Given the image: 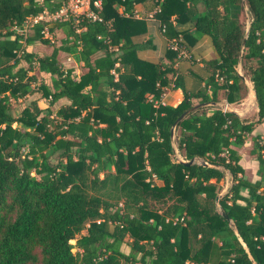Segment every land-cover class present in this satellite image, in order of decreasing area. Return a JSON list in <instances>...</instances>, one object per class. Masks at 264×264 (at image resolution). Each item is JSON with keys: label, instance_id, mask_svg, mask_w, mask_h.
<instances>
[{"label": "trees", "instance_id": "obj_1", "mask_svg": "<svg viewBox=\"0 0 264 264\" xmlns=\"http://www.w3.org/2000/svg\"><path fill=\"white\" fill-rule=\"evenodd\" d=\"M67 1L0 0V264H252L231 225L264 264V131L252 134L264 122V0H99V21L68 14L17 30ZM146 1L176 43L167 62L136 56L145 24L133 6ZM185 22L192 32L179 34ZM199 35L215 54L205 86L153 107L148 96H161L184 41ZM241 42L255 119L201 106L179 119L172 146L183 111L246 96ZM34 85L44 108L25 100ZM246 140L254 181L239 164Z\"/></svg>", "mask_w": 264, "mask_h": 264}, {"label": "crops", "instance_id": "obj_2", "mask_svg": "<svg viewBox=\"0 0 264 264\" xmlns=\"http://www.w3.org/2000/svg\"><path fill=\"white\" fill-rule=\"evenodd\" d=\"M154 10L155 8L151 7V3L148 1L136 3L133 6L134 16L142 18L145 24V31L133 38V42L138 45L136 56L150 62H157L160 60L166 61L167 59H165L164 54L168 47L169 40L161 30L159 21L155 17ZM175 29L179 31V34L182 31L192 32L193 24L192 22H185L180 25H175ZM182 52L183 53L172 63L175 72L169 79L168 85L162 87L163 92L160 96V101L163 105L172 106L176 104L181 98L182 89L186 92H197L201 90L205 86L204 83L208 76V72L203 63L210 60L215 55L207 35H199L192 44H187L186 41H184V49ZM66 61L72 62L71 60ZM78 65L80 66L81 63L74 64L72 62V64H66L65 66H74L76 68V73H79L81 69H79ZM208 90L207 88V91ZM59 101H61L60 103L65 102L64 99H60ZM207 103L208 104L202 106H218L222 110L227 111L231 109L241 118L255 119L256 104L255 101L250 99L248 92L247 96L235 103H226L224 101L211 102V104H209V102ZM263 131L264 122L254 123L252 134L261 133ZM249 145L250 141L246 140L243 146L238 148L240 154L239 164L243 168V177L250 181H254L257 179L255 174L256 161L249 156L248 151L245 150L249 148ZM244 152H246V155ZM193 161L197 160L193 159ZM160 183V181H156V184ZM230 183V177L225 173L222 189L219 192L220 196L228 189ZM242 194H245V190L242 191Z\"/></svg>", "mask_w": 264, "mask_h": 264}, {"label": "built area", "instance_id": "obj_3", "mask_svg": "<svg viewBox=\"0 0 264 264\" xmlns=\"http://www.w3.org/2000/svg\"><path fill=\"white\" fill-rule=\"evenodd\" d=\"M92 6V8H91ZM100 10V1L99 0H68L65 4L57 9L54 12H47L46 10L42 11L41 13L26 18L23 22L22 27L17 29L19 32H24L26 27L33 22L38 20H61L64 19L68 14H72L74 17L76 16H83L91 21H99L100 16L98 15V11ZM162 30V29H161ZM178 40L180 38L178 37ZM172 44H168L171 49L176 48V43L172 41ZM182 54L183 52L180 51ZM148 100L151 101L153 107H157L158 105H162L160 101V97L158 99H152L151 96H148ZM227 262L232 263L233 258L229 257Z\"/></svg>", "mask_w": 264, "mask_h": 264}, {"label": "water", "instance_id": "obj_4", "mask_svg": "<svg viewBox=\"0 0 264 264\" xmlns=\"http://www.w3.org/2000/svg\"><path fill=\"white\" fill-rule=\"evenodd\" d=\"M242 4H243V6H244L243 0H242ZM244 8H245V6H244ZM247 27H248V25H247ZM247 27H246L245 32L247 31ZM242 48H243V42H241V45H240V50H239L238 60H237V64H236V71H237V73L239 74V76L241 77V79H242L243 83L245 84V86H247V88H248V94H249L250 99H251L252 101H255V98H254V92H253V89H252V87H251L249 81H248L245 77L241 76V74L239 73V60H240V56H241V52H242ZM204 104H208V103H198V104H195V105L191 106L190 108H188L187 110H185V111H183L181 114H179V116L173 121V123H172L171 126H170V143H171L172 146H173V133H174V129H175V126H176L177 122L179 121V119H180L181 117L185 116L186 114L190 113L191 111H193V110H195V109L201 107V106L204 105ZM209 104H211V102H209ZM255 106H256V105H255ZM256 110H257V108H256ZM228 111H230V112L236 114V112H235L234 110H231V109L229 110V109H228ZM176 158H177V156H176ZM192 161H193V159H190V160H188V161H185L184 163H185V164H189V163H191ZM200 164H201V165H206V163L203 162V161H201ZM219 196H220V194H218V195L216 196V199H217ZM222 215H223L225 218H227L226 215H225L224 213H222ZM231 229H232L234 235L236 236L238 242L240 243L241 247H242L243 250L245 251L247 257H248L249 260L251 261V263H252V264H255L254 261H253V259H252V257H251V255L249 254V252H248V250H247V248H246L244 242H243L242 239L240 238L239 234L237 233V231H236V229H235V227H234L233 225H231Z\"/></svg>", "mask_w": 264, "mask_h": 264}, {"label": "rangeland", "instance_id": "obj_5", "mask_svg": "<svg viewBox=\"0 0 264 264\" xmlns=\"http://www.w3.org/2000/svg\"><path fill=\"white\" fill-rule=\"evenodd\" d=\"M50 38H51L52 41H57L59 38H62V33H61L59 30H55V34H54L53 36L51 35ZM40 48H44V47H42L41 45H38V44H36V45L34 46V49H40ZM45 50H48V49L46 48ZM61 57H62L61 59L63 60V62H64L65 65H66V64H72V62H68V61H66L65 58H63V56H61ZM239 72H240V69H239ZM32 87H33V92H32L29 96H27V97L25 98V100L28 101V100L34 99V100L37 101V105H38L40 108H44V107H46V106L48 105L47 100L44 99L43 97H41V95H40V91H39V90H36V86H35V85L32 86ZM246 96H247V94H246ZM19 100H20V99H18V100H16V101L10 100V103H11L12 106H14V105H15V102H18ZM60 102H61V101H58V102L54 103V104L51 106L52 110H54V109L56 108L57 104L60 103ZM12 125H13V126H18V125H16V123H14V124H12ZM245 150H247V148H246ZM244 153H245V155H246V152H244ZM83 234H85V229H82L79 233H77V234L75 235V238L78 237V236H80V235H83ZM70 243L73 244V243H74V239L70 240ZM71 251H72V252H77V248H76V247H73V248L71 249Z\"/></svg>", "mask_w": 264, "mask_h": 264}]
</instances>
